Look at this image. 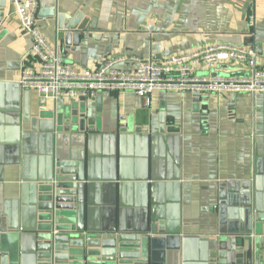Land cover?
I'll use <instances>...</instances> for the list:
<instances>
[{
  "label": "crops",
  "instance_id": "1",
  "mask_svg": "<svg viewBox=\"0 0 264 264\" xmlns=\"http://www.w3.org/2000/svg\"><path fill=\"white\" fill-rule=\"evenodd\" d=\"M8 3L0 25V213L9 227L0 253L8 264H32L33 235L45 223L37 203L57 158L78 163L75 218L82 229L160 224L181 233L182 264H210L221 222L238 219L229 182L264 170V93L202 94L197 101L192 93L156 91L147 107L133 91H104L101 110L96 96L88 101L94 123L68 129L62 115L81 99L45 98L19 84L23 68L38 64ZM57 12H81L94 25L75 49L57 28ZM38 25L80 72L223 43L256 46L264 68V0H39ZM250 72L235 63L198 70L213 77Z\"/></svg>",
  "mask_w": 264,
  "mask_h": 264
},
{
  "label": "water",
  "instance_id": "2",
  "mask_svg": "<svg viewBox=\"0 0 264 264\" xmlns=\"http://www.w3.org/2000/svg\"><path fill=\"white\" fill-rule=\"evenodd\" d=\"M9 7L8 0H0V25ZM54 16L65 42L73 49L81 44L84 33L94 28L81 12L74 15L57 12ZM260 53H264V43ZM102 93L94 98L98 111ZM192 94L201 101L199 91ZM88 101L81 99L71 104L69 113L62 115L68 129L72 126L75 130H84L86 123H94ZM160 121L161 131H164V114ZM79 180L77 161L55 160L54 178L41 190L37 203L45 223L33 235L32 264H182L181 233L168 232L160 224H151L143 231H125L119 226L87 231L77 225ZM229 185L233 188V210L238 219L227 222L224 218L221 222L209 263L264 264V170L255 171L252 179L231 181ZM228 189V186L223 187L222 194ZM8 228L0 213V244ZM0 264H8V258L1 253Z\"/></svg>",
  "mask_w": 264,
  "mask_h": 264
},
{
  "label": "built area",
  "instance_id": "3",
  "mask_svg": "<svg viewBox=\"0 0 264 264\" xmlns=\"http://www.w3.org/2000/svg\"><path fill=\"white\" fill-rule=\"evenodd\" d=\"M22 27L31 37L29 52L38 66L26 65L21 87L38 91L43 97L87 99L104 91L130 90L150 107L156 91L211 93H264V68L259 67L254 45L216 44L190 50L167 58L138 60L133 66L119 68L107 61L96 69L78 71L66 62L60 44L51 45L38 25L39 0H10ZM254 19L251 18V22ZM240 64L250 74L213 77L199 74V67L214 69L222 64ZM150 131L149 127H145Z\"/></svg>",
  "mask_w": 264,
  "mask_h": 264
}]
</instances>
